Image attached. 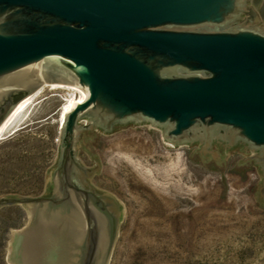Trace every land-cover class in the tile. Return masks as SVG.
<instances>
[{"label": "water", "instance_id": "obj_1", "mask_svg": "<svg viewBox=\"0 0 264 264\" xmlns=\"http://www.w3.org/2000/svg\"><path fill=\"white\" fill-rule=\"evenodd\" d=\"M246 0H0V126L47 81L86 98L66 111L43 195L0 196L30 222L9 264H107L123 208L80 162L77 140L133 124L190 143L192 160L261 172L264 205V30L235 23ZM87 123H79L81 119Z\"/></svg>", "mask_w": 264, "mask_h": 264}, {"label": "rangeland", "instance_id": "obj_2", "mask_svg": "<svg viewBox=\"0 0 264 264\" xmlns=\"http://www.w3.org/2000/svg\"><path fill=\"white\" fill-rule=\"evenodd\" d=\"M49 83L0 138V196L46 190L70 94ZM77 145L80 162L96 168L99 157L92 180L123 208L107 264H264V205L255 192L261 172L236 170L248 153L232 151L220 169L205 167L192 160L190 143L166 140L152 123L89 129ZM30 219L23 204L0 206V264H9Z\"/></svg>", "mask_w": 264, "mask_h": 264}, {"label": "bare ground", "instance_id": "obj_3", "mask_svg": "<svg viewBox=\"0 0 264 264\" xmlns=\"http://www.w3.org/2000/svg\"><path fill=\"white\" fill-rule=\"evenodd\" d=\"M52 88L66 86L70 90V94L62 108V121L66 111L70 110L77 101H83L86 98L85 91L73 86V85H66L61 83L51 82L47 84ZM43 86H41L38 90H36L31 96L25 98L23 101L19 103V105L14 109L12 114L6 119V121L0 126V138L6 134L7 130L10 128H14L17 125L18 120L21 117V112L27 107V105L43 91Z\"/></svg>", "mask_w": 264, "mask_h": 264}, {"label": "flooded vegetation", "instance_id": "obj_4", "mask_svg": "<svg viewBox=\"0 0 264 264\" xmlns=\"http://www.w3.org/2000/svg\"><path fill=\"white\" fill-rule=\"evenodd\" d=\"M235 23L264 30V0H246Z\"/></svg>", "mask_w": 264, "mask_h": 264}]
</instances>
